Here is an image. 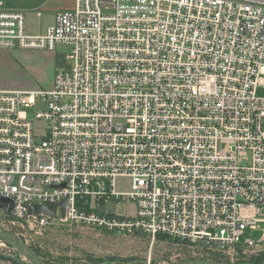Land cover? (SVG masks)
<instances>
[{
  "label": "built area",
  "instance_id": "obj_1",
  "mask_svg": "<svg viewBox=\"0 0 264 264\" xmlns=\"http://www.w3.org/2000/svg\"><path fill=\"white\" fill-rule=\"evenodd\" d=\"M59 47L71 65L52 88L0 89V198L15 204L0 213L217 252L264 248V0H75L42 35L0 0V51ZM37 106L44 135L25 111ZM124 197L134 217L94 206ZM33 205L57 218L29 216ZM248 230L260 239L243 241Z\"/></svg>",
  "mask_w": 264,
  "mask_h": 264
},
{
  "label": "rangeland",
  "instance_id": "obj_2",
  "mask_svg": "<svg viewBox=\"0 0 264 264\" xmlns=\"http://www.w3.org/2000/svg\"><path fill=\"white\" fill-rule=\"evenodd\" d=\"M71 1L53 0L52 5H57L59 12L69 11L71 8H63ZM27 23L28 30L32 27L38 28V24ZM67 50L66 47H59L56 55L43 51L22 53L7 51L10 61H4L1 65L4 79L20 89L46 90L47 85L52 83L55 72L71 65L65 58ZM15 57L17 60L13 62ZM257 96L264 97V90L259 89ZM25 111L29 119L36 122L41 135H44L45 124L36 120V113L41 112L42 107L37 106ZM116 188L120 193H130L131 181L127 178H118ZM94 206L99 212L120 217L136 215L135 204L126 197L120 202L113 200L100 206L94 203ZM59 221L60 219L56 220L51 227L38 228L27 220L16 222L0 213V230L22 240L44 264H178L189 260L235 264L252 263L255 259L264 260V248L255 251L236 247L217 252L183 242H172V239L153 240L150 236L142 234L123 236L114 232L105 233L99 229L63 225ZM261 235V231L248 230L243 241L247 238L257 241ZM0 254L4 255H0V264H19L11 260L10 256L25 259L17 249L1 240Z\"/></svg>",
  "mask_w": 264,
  "mask_h": 264
},
{
  "label": "crops",
  "instance_id": "obj_3",
  "mask_svg": "<svg viewBox=\"0 0 264 264\" xmlns=\"http://www.w3.org/2000/svg\"><path fill=\"white\" fill-rule=\"evenodd\" d=\"M1 1L3 2L5 9L10 10V11H20L24 13L26 17L27 31L29 34H32V35L45 34L47 30L55 24L56 16L60 10L57 5H52L53 0H1ZM74 4H75V0H72L71 3L66 4L65 8L63 9H66V8L72 9L74 7ZM27 22H29L30 25L38 24V28L32 27L30 28V30H28ZM15 51L17 53L33 52V51H23V50H15ZM6 52L7 51H0V89L7 90V91L39 90V89H32V90L20 89L19 87H16L15 85L9 84L4 79L3 70L1 68V65L4 63V61L9 60L8 59L9 55H7ZM9 52L12 53V51H9ZM48 53H52L56 55L54 52H48ZM16 60L17 58L15 57V60H12V61L16 62ZM56 72H55V75H56ZM55 75L53 76L52 83L50 85H47L46 89L52 88ZM101 213H106V212H101ZM106 214H111V213H106Z\"/></svg>",
  "mask_w": 264,
  "mask_h": 264
},
{
  "label": "water",
  "instance_id": "obj_4",
  "mask_svg": "<svg viewBox=\"0 0 264 264\" xmlns=\"http://www.w3.org/2000/svg\"><path fill=\"white\" fill-rule=\"evenodd\" d=\"M60 205L62 207L61 217L62 219H64L66 201L63 200ZM14 208H15V204L12 200L0 198V210H3L4 213H6L7 215H11L14 211ZM27 211L29 216L46 214L54 219L57 218L56 206L33 205V206H28ZM0 240L8 244L9 246H12L13 248L17 249V251H19L22 255H24L25 258V259H18L16 257L10 256L9 258L11 260L19 264H44L42 263V261H40L38 256L35 255L34 252L22 240L15 237L14 235H11L9 233L0 230ZM178 264H232V263H223V262H216L210 260H196V261L189 260ZM235 264H255V263L243 262V263H235ZM260 264H264V263H260Z\"/></svg>",
  "mask_w": 264,
  "mask_h": 264
},
{
  "label": "trees",
  "instance_id": "obj_5",
  "mask_svg": "<svg viewBox=\"0 0 264 264\" xmlns=\"http://www.w3.org/2000/svg\"><path fill=\"white\" fill-rule=\"evenodd\" d=\"M103 232H105V233H110V232H107V231H105V230H103ZM113 234V233H112ZM158 238H162V239H168L167 237H165V236H159ZM157 238V239H158ZM171 240V239H170ZM172 242H178V241H175V240H171ZM264 262V260H261V259H258V260H253V262L252 263H255V264H260V263H263Z\"/></svg>",
  "mask_w": 264,
  "mask_h": 264
}]
</instances>
